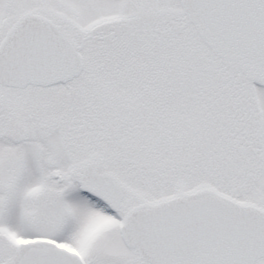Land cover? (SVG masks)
Masks as SVG:
<instances>
[{"label": "snow or ice", "instance_id": "1", "mask_svg": "<svg viewBox=\"0 0 264 264\" xmlns=\"http://www.w3.org/2000/svg\"><path fill=\"white\" fill-rule=\"evenodd\" d=\"M0 264H264V0H0Z\"/></svg>", "mask_w": 264, "mask_h": 264}]
</instances>
